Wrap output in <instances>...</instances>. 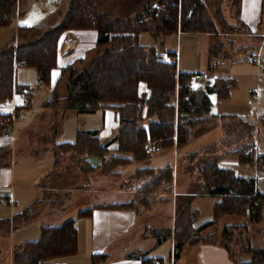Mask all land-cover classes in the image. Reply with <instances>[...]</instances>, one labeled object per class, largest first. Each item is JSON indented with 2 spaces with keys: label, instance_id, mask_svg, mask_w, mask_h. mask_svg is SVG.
<instances>
[{
  "label": "trees",
  "instance_id": "trees-1",
  "mask_svg": "<svg viewBox=\"0 0 264 264\" xmlns=\"http://www.w3.org/2000/svg\"><path fill=\"white\" fill-rule=\"evenodd\" d=\"M106 1L68 0L65 13L56 24L33 40L22 41L1 51L0 105L8 102L14 91L22 86L15 82L18 66L33 67L38 80L49 85L51 69L57 64V46L61 34L72 29H95L94 56L87 62L83 59L78 67L69 64L61 69L60 78L67 73L64 109L89 113L100 108H113L119 116V125L112 138L116 140L117 146L113 153L110 152V141L101 142L95 130H78L74 142L61 144L66 149L78 151L83 160L89 154L98 155L102 162V166L98 167L101 166L103 172H112L124 164L148 161L151 157V150H146L148 144L155 149L171 148L174 144L181 147L188 141L193 126L210 119L209 94L215 93L217 103L227 99L230 90L236 86V79L231 76L218 77L213 82L195 88L192 84L194 72L178 70L173 52L168 54L174 59H163L155 45L139 41V34L143 31L165 35L178 30L216 33V22L207 19L203 1L153 0L156 3L153 8L147 7V11H140L132 19L101 13L99 8ZM234 1L237 5V23L221 20V31L249 32L248 25L239 18L241 0ZM16 3L17 0H0V26L11 22L16 14ZM148 15L154 27L146 25L145 18ZM216 16L221 17L219 11ZM27 28V25L20 24L16 33H24ZM215 48L210 49L211 54ZM209 67L214 68L212 64ZM141 81L145 83L148 93L139 92ZM30 97L29 88L22 108L28 105ZM53 99L57 100L55 96ZM19 110V107L15 109L16 112ZM10 120L9 114H0V128ZM249 145L241 144L233 151L240 162L253 161V152L246 151ZM198 168L203 192L220 198L213 205L211 220L200 226H194L198 213L190 206L191 199L184 206L178 203L172 230L175 240L173 255L176 258L186 242L209 240L207 236L213 231L212 225L221 215L248 212L253 222L264 219V192L255 188L252 178L236 176L232 168L219 166L217 158L204 161ZM135 174L141 179L136 188L137 195L119 206L136 207L137 203L146 205L151 203L148 202L149 197L157 188L169 190L172 187L173 174L169 164L157 169L137 167ZM90 213L91 208L78 210L79 215L88 216ZM28 215L29 208L25 207L12 217L11 222L15 227L21 225ZM9 222L10 219L0 218V224ZM162 236L166 237L165 234ZM76 250L77 232L73 219L69 218L59 224L42 225L39 237L23 242L21 250L14 253L13 262L42 264L43 259L72 255ZM249 251L248 260H235V264H264V247L255 246ZM106 258L104 253L93 254L92 264L103 262ZM152 261L147 257L141 262L151 264Z\"/></svg>",
  "mask_w": 264,
  "mask_h": 264
},
{
  "label": "crops",
  "instance_id": "crops-1",
  "mask_svg": "<svg viewBox=\"0 0 264 264\" xmlns=\"http://www.w3.org/2000/svg\"><path fill=\"white\" fill-rule=\"evenodd\" d=\"M31 1L17 0L16 14L11 22L13 19L16 20L15 17L17 15H21V11ZM67 1L58 0L55 9L50 13L53 18L48 28L61 19L66 10ZM108 10H106L108 13L119 17L120 14L117 15L116 12L114 14ZM14 24L17 32L18 25H20L18 20ZM45 25L46 23L43 24V28ZM29 31V26L24 29V32ZM43 31L42 29L41 33ZM176 33L185 32L179 30ZM96 37L97 32L93 28L72 29L61 34L57 46V64L51 69L49 85L42 84L38 78L35 88L18 82L16 79L17 69L29 66H18L16 68L15 82L26 86L28 89L30 88V102L25 108H22L26 101V94H21L15 90L12 98L4 103V105L14 104L15 109L19 107L20 110L17 112L25 113V119H17L12 126V130L8 133H0V147H12L15 139L22 132H25L31 126L32 121L38 118L37 116L45 110L46 107L44 105L56 90L63 67L69 64H80L83 59L84 62H87L91 58L88 57L94 53ZM20 42L22 41L15 39L12 40V45L10 41H7L8 44L1 43L0 52L16 46ZM165 52H173L176 62L177 51L166 50L161 53ZM53 73H55V76H53ZM232 89L229 97L224 100H231ZM139 92L148 93L143 81L139 83ZM64 94L65 87L64 91H62L61 108L64 103ZM211 95L215 96V93H210L209 97ZM252 96L257 99L258 94L252 91ZM224 100L217 103V106L220 107ZM211 105L212 100L209 109L211 124H208L205 130H198L201 129L200 126L202 125H196L192 128L193 134L188 139L191 147L187 151L185 150L189 156L188 160L194 165L196 162L198 168L204 161L217 158L219 166L232 168L238 177L252 178L255 182V188L260 192H264V111L262 115L256 112V115H258L257 120L252 123L247 120L245 114L238 110L236 112L220 110L210 113ZM64 113L66 115L58 120L51 142L53 141L56 144L72 143L78 130H95L101 142L110 141L108 145L110 152L113 153L115 151L117 142L112 138L115 136L119 125V116L113 108H100L89 113H77L74 110L66 109ZM60 124H62V129H60ZM217 125L218 130L213 132V128ZM101 137H110V139H102ZM245 143L250 144L246 151L253 152V161L250 163L240 162L233 153L239 145ZM150 148L151 146L148 144L146 150H150ZM172 153V162L165 164H169L172 168L173 176L170 192L175 196V203H179L180 199L183 198L179 205L184 206L187 200L191 199V206L197 197L206 195L214 198L213 204L218 201L220 197L217 195L198 193L202 189L201 179L196 176L194 169L184 168L180 170L178 166L183 163L179 157L180 154L176 149H173ZM85 160L87 165L90 166L89 170L87 169L88 175L94 176L97 172L95 168L99 166L101 161L100 157L95 154H89ZM55 161L56 155H54L52 150L46 148H39L31 155L22 154L10 162L0 161V218L10 219L8 224H0V264H14V253L21 250L23 242L36 240L39 237L42 225L59 224L69 218L73 219L77 232L76 252L72 255L43 259L46 261L45 264H92V255L103 253L106 254L107 258L103 262L95 264H142V259L148 257L147 253L151 249L160 246L166 238L170 242L168 260H165L162 256H150L153 260L158 259L161 264H235V260L241 261L250 258V254H248V258L237 259L235 255L232 256L229 248L220 241V238L219 240L209 239L195 243L186 242L179 251L178 257H174L175 240L172 230L176 212L173 216L171 215L168 225L153 226L147 220H138L139 209L137 207L119 206V204L134 199V189L138 188L141 183V179L138 178L134 182V184L136 183L135 185L128 182L129 184L120 187L119 191L116 189L110 190V187H101L98 185L100 181L98 180V183L94 182L92 177L85 179L86 181L81 186H78L74 197H72L79 206L74 210L72 216H68L66 201H69L70 198L67 186L61 185L57 189H52V185L48 183L50 175L57 172L54 171ZM165 164H152L148 165V167L157 169ZM115 172H117L116 169L112 176L116 177L117 174ZM57 191L65 193L59 197L55 193ZM156 191L165 192L162 187ZM161 199L164 200V197H161ZM151 202L149 206L144 207L142 205L149 214H152L154 210V201ZM5 206H7V210L4 213L2 209ZM25 207L29 208L28 218L23 220L21 225L15 227L11 219ZM85 208H91V213L88 216L79 215L78 210ZM211 218L212 216H209L199 223L195 220L194 226H200L211 220ZM163 234L166 237H163Z\"/></svg>",
  "mask_w": 264,
  "mask_h": 264
},
{
  "label": "rangeland",
  "instance_id": "rangeland-1",
  "mask_svg": "<svg viewBox=\"0 0 264 264\" xmlns=\"http://www.w3.org/2000/svg\"><path fill=\"white\" fill-rule=\"evenodd\" d=\"M152 1L153 0H107L99 8V11L102 13L109 9L108 11H112L114 14L115 12L117 15L120 14L119 18L121 19H132L136 17L137 13L140 11H147V7L153 8L156 3ZM201 1L205 4L207 19L216 22V33L184 31L185 33L174 32L165 35L162 33L153 34L148 31H143L139 34V41L142 44L155 45L157 52L160 53L166 50L177 51L176 63L179 70L191 73L199 71L205 75L204 78L192 79V84L195 88L201 87L205 83L213 82L218 77H234L236 79V86L231 91V100H224L219 107L217 106L215 96L211 95L212 105L210 113L220 110L226 112H236L238 110L246 115L248 121L255 123L258 116L256 112L262 115L264 111V0H242L239 18L248 25L250 31L232 33L222 32L220 22L225 19L229 23H237V5L235 1ZM57 2L58 0H32L30 4L21 11V15L15 17L19 24L29 26L30 31L21 32L17 35L14 24L16 20L13 19L11 24L0 26V45L1 43L8 44L7 41L9 42L15 39H19L20 41L30 40L40 34L42 29H47L53 18L50 13L55 9ZM149 2L150 4H148ZM158 10L159 8H157V11ZM217 11H219L221 17L216 16ZM149 17L150 15L145 18V23L150 27H154V23ZM42 23H46L44 28ZM214 47L217 48H215L214 52L211 54L210 49ZM94 54L95 52L88 58L94 56ZM160 55L163 59H165L166 55L170 56L167 52L161 53ZM248 55H252L254 61H248L246 59ZM170 57V60H172L173 56ZM209 63L212 64L214 68H210ZM75 65L77 66L78 64L76 63ZM16 79L22 84H28L35 88L37 83L36 71L32 67L19 68L16 71ZM66 80L67 73H64L58 82L56 90L46 101L44 105L46 107L45 110L37 116L38 118L32 121L31 126L25 132H22V134L15 139L12 147H2L0 150V156H2L0 161L10 162L22 154L31 155L39 148L52 150L54 155L57 156L56 165L54 167V171L57 172L50 175L48 183L52 185V189H57V187L61 185L67 186L70 198L69 201L67 200L68 202L66 201V205H68L66 209L68 210V216H72L74 210L79 206L72 197H74L78 186H81V184L86 181L85 179L92 177L94 182L98 183V180L100 181L98 185L101 187H110V190L116 189L119 191L120 187L129 184L128 182L133 185L136 184H134V182L137 178L135 174V169L137 167L171 163L173 160V149L178 150L180 154L179 157L183 161L181 166H178L179 169H194L196 176L200 178V170L197 168V163L195 162L194 165V163L189 161V156L187 152H185V150L187 151V149L191 147L188 141L181 147H177L174 144L171 148L155 149L149 144L151 146V158L148 161L139 163L132 162L130 164L118 166L116 168V177L112 176L114 171L103 172L101 168L102 162H100L99 165L101 166L95 168L97 172L94 176H89L87 172L89 169L87 170V167L90 166L87 165L85 160L87 156H85L83 160L82 157L80 158L78 151L66 149L62 144L51 142L58 120L66 115L64 113L65 109L63 108L64 103L62 108L60 106L62 105L61 97ZM252 91L258 94L257 99L252 96ZM54 96L57 100L53 99ZM210 121L211 119L209 122ZM209 122L198 124L202 125L200 126L201 129L198 130H205L207 125L211 124V122ZM60 125V129H62V124ZM216 130H218V125L215 126L212 131L215 132ZM191 134H193L192 129L189 139ZM101 138L110 139V137ZM176 158H178V156H176ZM89 173L91 172L89 171ZM135 189L133 198L137 195ZM156 190L152 193V195H154L149 197L150 200L148 201H154V210L152 214H149V212L144 209V207L152 202L145 203L146 205H143L144 207L137 203L138 205H136V207L139 209L138 220H147L153 226L168 225L171 215L173 216L178 210V203H175V196L172 195L170 189L165 190V192H157ZM55 193L60 197L65 192L57 191ZM198 193L208 194L203 192L202 189H200ZM161 197H164V200H162ZM213 199L212 196L208 195L199 196L193 201V204H191V207L197 210L198 215L195 220H197L198 223L209 216H213ZM182 200L183 198L180 199L179 204ZM6 210L7 206L2 209L4 213ZM212 228L213 231L207 236V239L219 240L220 238V241L229 248L232 256L235 255L237 259L248 258V254L251 253L249 249L255 246L264 247V219L259 222H253L250 220L248 212L245 214L221 215L212 225ZM203 232L204 230L202 233ZM169 243V239L166 238L162 241L160 246L151 249L149 253H147V256H162L165 260H168L170 250Z\"/></svg>",
  "mask_w": 264,
  "mask_h": 264
},
{
  "label": "built area",
  "instance_id": "built-area-1",
  "mask_svg": "<svg viewBox=\"0 0 264 264\" xmlns=\"http://www.w3.org/2000/svg\"><path fill=\"white\" fill-rule=\"evenodd\" d=\"M246 58L249 61H253L254 60L252 55H248V56H246ZM165 59L170 60L171 57L169 55H166ZM204 76L205 75L203 73L198 72V71L193 73V79H198V78H201V77H204ZM16 91L21 93V94H26L27 91H28V88L26 86H20L19 88L16 89ZM0 114H9L11 116V120L5 126L0 128V132L1 133H8L9 131L12 130V126L14 125V122L17 119L25 118V113H16L14 104H10V105L2 104V105H0ZM45 263H46V261L43 260L42 264H45ZM151 264H161V262L158 259H155V260L152 261Z\"/></svg>",
  "mask_w": 264,
  "mask_h": 264
},
{
  "label": "snow or ice",
  "instance_id": "snow-or-ice-1",
  "mask_svg": "<svg viewBox=\"0 0 264 264\" xmlns=\"http://www.w3.org/2000/svg\"><path fill=\"white\" fill-rule=\"evenodd\" d=\"M53 76H55V73H53Z\"/></svg>",
  "mask_w": 264,
  "mask_h": 264
},
{
  "label": "water",
  "instance_id": "water-1",
  "mask_svg": "<svg viewBox=\"0 0 264 264\" xmlns=\"http://www.w3.org/2000/svg\"><path fill=\"white\" fill-rule=\"evenodd\" d=\"M43 24V23H42Z\"/></svg>",
  "mask_w": 264,
  "mask_h": 264
}]
</instances>
